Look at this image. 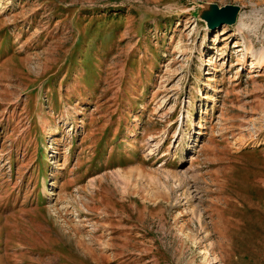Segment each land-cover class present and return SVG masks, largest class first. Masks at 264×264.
I'll return each instance as SVG.
<instances>
[{
	"label": "rangeland",
	"instance_id": "rangeland-1",
	"mask_svg": "<svg viewBox=\"0 0 264 264\" xmlns=\"http://www.w3.org/2000/svg\"><path fill=\"white\" fill-rule=\"evenodd\" d=\"M0 264H264V0H0Z\"/></svg>",
	"mask_w": 264,
	"mask_h": 264
},
{
	"label": "water",
	"instance_id": "water-1",
	"mask_svg": "<svg viewBox=\"0 0 264 264\" xmlns=\"http://www.w3.org/2000/svg\"><path fill=\"white\" fill-rule=\"evenodd\" d=\"M239 8L236 5H224L219 7L214 4L211 9L204 14L203 19L208 29H216L223 24H233L236 22Z\"/></svg>",
	"mask_w": 264,
	"mask_h": 264
}]
</instances>
